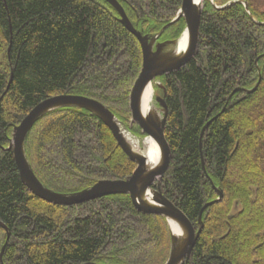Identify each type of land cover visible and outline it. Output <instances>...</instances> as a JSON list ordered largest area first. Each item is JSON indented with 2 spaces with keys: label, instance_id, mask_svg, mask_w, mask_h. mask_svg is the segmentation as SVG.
<instances>
[{
  "label": "trees",
  "instance_id": "16d2710c",
  "mask_svg": "<svg viewBox=\"0 0 264 264\" xmlns=\"http://www.w3.org/2000/svg\"><path fill=\"white\" fill-rule=\"evenodd\" d=\"M116 1L142 36L159 32L184 2ZM233 1L248 12L239 3L216 8ZM213 4L203 3L192 56L159 78L167 149L160 189L195 233L200 210L217 198L212 185L223 194L202 212L187 264H264V10L254 0ZM184 28L180 17L162 36L175 40ZM1 53L0 224L10 234L2 264H163L169 234L160 213L128 195L70 207L43 202L22 184L7 150L12 127L62 94L96 100L126 124L141 69L135 37L103 0H0ZM24 146L37 180L58 194L135 169L109 129L79 108L40 118Z\"/></svg>",
  "mask_w": 264,
  "mask_h": 264
},
{
  "label": "water",
  "instance_id": "95a60500",
  "mask_svg": "<svg viewBox=\"0 0 264 264\" xmlns=\"http://www.w3.org/2000/svg\"><path fill=\"white\" fill-rule=\"evenodd\" d=\"M111 6L118 9L120 23L125 29L132 34L137 40L141 51V69L134 82L131 91V107L135 112L136 119L141 123L146 137L142 140V145L147 139H151L159 151V162L154 168L147 166V161L140 153H134L125 143L122 136V130L115 116L101 103L96 100L77 95L62 94L50 97L34 106L28 114L12 130L11 140L7 150L13 154V159L19 174V178L26 189L39 200L60 207H70L81 205L103 197L115 195H128L135 202L142 206L151 208L160 213L166 220L170 235V254L165 264H187L192 248L202 229L201 215L204 209L212 204L221 201L223 194L220 190L212 185L217 199L206 203L198 215V230L191 235L190 229L184 223L176 207L162 194L160 189V176L167 165V149L164 141V128L166 123V106L162 99L163 117L159 126H156L149 112L143 108L142 92L147 81L151 82L156 75H163L164 72L180 66L192 56L199 29V22L202 7L197 0H184L182 6L178 9L176 17L171 24L175 23L180 17L185 19V32L187 34V43L185 49L179 54H173L177 42L166 53L153 52L151 43L147 37L142 36L140 32L128 21L124 11L117 5L115 0H103ZM198 2V3H197ZM239 3L248 12L247 4L243 1H233L218 8H227L232 4ZM264 25V23H259ZM182 33V35H183ZM157 36L153 37L154 41ZM8 53V51H7ZM258 85V84H257ZM256 85V86H257ZM256 86L247 91L251 93ZM79 108L83 109L96 118H98L111 132L117 146L121 151L135 164V169L131 176L123 180H101L91 187L77 193L64 195L52 192L46 189L33 174L25 156L24 143L27 134L32 126L46 114L61 108ZM201 130L199 138V151L201 154V139L203 131ZM142 148V147H141ZM201 166L205 174L204 164L201 157ZM156 182V189L149 187V184ZM142 184L147 190V194H140L137 187ZM167 217L171 218L175 224V230H171L167 222ZM0 228L6 231L5 227L0 224ZM7 232V231H6ZM9 238L7 234L6 241L0 251V264H2V254ZM85 264H97L93 262Z\"/></svg>",
  "mask_w": 264,
  "mask_h": 264
},
{
  "label": "rangeland",
  "instance_id": "374dc122",
  "mask_svg": "<svg viewBox=\"0 0 264 264\" xmlns=\"http://www.w3.org/2000/svg\"><path fill=\"white\" fill-rule=\"evenodd\" d=\"M116 1V0H115ZM205 0H201L200 1V4H201V7L203 8V3H204ZM212 5L215 6V4H213V0H208ZM117 2V1H116ZM230 3V2H229ZM254 3L255 5L261 10L263 11L264 10V0H254ZM108 4V3H107ZM114 11L115 13L117 14V16L119 17L120 19V15H119V12H118V9L111 6L110 4H108ZM117 5L122 8L120 6V4L117 2ZM216 7V6H215ZM218 8V7H216ZM123 10V8H122ZM124 11V10H123ZM176 17V15H175ZM174 17V18H175ZM174 18L171 20L173 21ZM129 21V19H128ZM171 21L165 25L159 32L155 33V34H152L150 36L148 35H145V37H147L148 39V42H152L151 43V47H152V51L153 52H163V53H166L168 52L172 47L173 45L179 40V38L182 36V33L183 31L180 33V35L175 39H168L166 36H162L164 30L169 27ZM130 22V21H129ZM131 24V22H130ZM132 25V24H131ZM133 26V25H132ZM134 27V26H133ZM185 29V28H184ZM157 36V38L152 41L153 37ZM6 62L4 61V56L3 54L1 53L0 54V72L5 70L6 69ZM162 75L159 74V75H156L152 78L151 80V86H152V102L153 104L155 105V107L157 108V110L160 112L161 114V117H163V108H162V104H161V101H162V86H161V81H160V77ZM115 118L117 119L118 123H119V127L120 129L122 130V132H124L125 134H127L128 136H130L131 138L135 139V140H138V142L140 143L141 147H143L142 145V139L143 137H140V133L142 134L144 132L143 130V127L141 125V123L139 122L138 119H136V116H135V112L133 111L132 107H131V113H130V117L127 121V123H123L121 122L116 116ZM14 127H12V130H13ZM137 129L140 130V132H137ZM12 135V134H11ZM28 135V134H27ZM27 137V136H26ZM145 138V137H144ZM11 140V139H10ZM26 140V139H25ZM25 144V143H24ZM24 151H25V146H24ZM26 156V154H25ZM44 157L46 159H48L49 157H52V154H51V150H46L45 153H44ZM27 159V157H26ZM28 161V160H27ZM29 164V162H28ZM30 166V165H29ZM31 168V167H30ZM85 190V189H84ZM77 193V192H76ZM73 194V193H72ZM65 195V194H64ZM217 199V198H216ZM215 199V200H216ZM239 211V207L238 205L235 203L233 205V213H236ZM164 218V217H163ZM165 219V218H164ZM166 222V220H165ZM166 228H167V231H168V234H169V229H168V226H167V223H166ZM7 234H9L8 232L4 231L2 228H0V251H1V248L2 246L4 245V242L6 241V237H7ZM195 232H192L191 231V235H194ZM10 235V234H9ZM169 238V251H168V256H167V259L166 261L168 260V257H169V254H170V235L168 236ZM9 239V238H8ZM8 241V240H7ZM7 243V242H6ZM150 247L152 248L153 247V244L149 243ZM150 248V250H151ZM3 255V254H2ZM166 261L163 263L165 264Z\"/></svg>",
  "mask_w": 264,
  "mask_h": 264
},
{
  "label": "bare ground",
  "instance_id": "6f19581e",
  "mask_svg": "<svg viewBox=\"0 0 264 264\" xmlns=\"http://www.w3.org/2000/svg\"><path fill=\"white\" fill-rule=\"evenodd\" d=\"M197 1L200 2L201 0H197ZM186 43H187V34L184 32L183 35L177 41L173 54L181 53L185 49ZM142 98H143V108L146 109L147 112H149L155 125L159 126L162 117L160 112L157 110V108L152 102V86H151V82L149 81H147L146 84L144 85ZM122 136L124 138L125 143L134 153H140L142 156L146 158L147 166L149 168H154L158 164L159 151L151 139H147L144 142L143 147L141 148V145L138 142V140L131 138L124 132H122ZM137 191L140 194L148 193V190L142 184H140L137 187ZM167 222L172 231L176 229L175 224L171 218L167 217Z\"/></svg>",
  "mask_w": 264,
  "mask_h": 264
}]
</instances>
